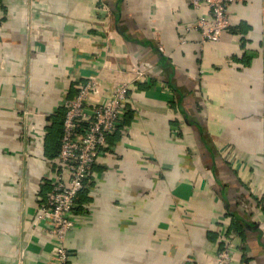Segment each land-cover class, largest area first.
Returning a JSON list of instances; mask_svg holds the SVG:
<instances>
[{
  "label": "crops",
  "instance_id": "0c3cea01",
  "mask_svg": "<svg viewBox=\"0 0 264 264\" xmlns=\"http://www.w3.org/2000/svg\"><path fill=\"white\" fill-rule=\"evenodd\" d=\"M0 2V264L51 262L49 132L94 76L132 85L79 198L72 264H218L221 241L264 264V0L233 2L218 41L192 0Z\"/></svg>",
  "mask_w": 264,
  "mask_h": 264
},
{
  "label": "built area",
  "instance_id": "2783aa9c",
  "mask_svg": "<svg viewBox=\"0 0 264 264\" xmlns=\"http://www.w3.org/2000/svg\"><path fill=\"white\" fill-rule=\"evenodd\" d=\"M192 1L197 8L207 7V14L200 16L195 25L201 30L203 41H218L231 26L230 7L236 0ZM104 9L107 13L110 10L105 2ZM131 70L135 80L146 76L147 71L138 66ZM131 85L116 82L103 86L99 77L94 76L79 84L77 93L65 100L59 168L52 176V190L37 207L38 220L48 221L50 232L57 239L48 264H72L67 239L78 224V199L90 186L101 156L111 150L109 138L124 121ZM236 249L233 242L221 241L216 252L218 264H237Z\"/></svg>",
  "mask_w": 264,
  "mask_h": 264
},
{
  "label": "trees",
  "instance_id": "16d2710c",
  "mask_svg": "<svg viewBox=\"0 0 264 264\" xmlns=\"http://www.w3.org/2000/svg\"><path fill=\"white\" fill-rule=\"evenodd\" d=\"M64 117H65V115L62 117V122H61V125H62V128H60V126H59V123H60V121H58V124H57V126H54L53 128H52V130L49 132V137H51V139L53 138V141H54V149L56 150L55 152H57L58 151V148H60L61 146H60V144L62 143V139H63V134H64V130H63V128H64ZM59 119V118H58ZM60 150H61V148H60ZM59 150V151H60ZM60 153V152H59ZM88 188V187H87ZM86 189V188H85ZM84 189V190H85ZM82 193V192H81ZM81 196V195H80ZM78 201H79V199H78Z\"/></svg>",
  "mask_w": 264,
  "mask_h": 264
}]
</instances>
